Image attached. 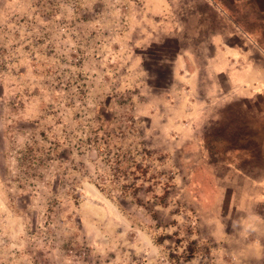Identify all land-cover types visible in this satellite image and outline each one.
Returning <instances> with one entry per match:
<instances>
[{"label": "rangeland", "instance_id": "rangeland-1", "mask_svg": "<svg viewBox=\"0 0 264 264\" xmlns=\"http://www.w3.org/2000/svg\"><path fill=\"white\" fill-rule=\"evenodd\" d=\"M216 1L0 0V264H264V0Z\"/></svg>", "mask_w": 264, "mask_h": 264}, {"label": "crops", "instance_id": "crops-1", "mask_svg": "<svg viewBox=\"0 0 264 264\" xmlns=\"http://www.w3.org/2000/svg\"><path fill=\"white\" fill-rule=\"evenodd\" d=\"M210 2L211 3H214L213 5L216 7H220V3L219 2H217L216 0H210ZM223 5V4H222ZM211 6V5H210ZM220 9V11L221 12H225L223 9H221V8H219ZM227 13V12H226ZM220 15H222V14H220ZM226 15V14H225ZM223 16V15H222ZM225 36L223 35V34H221V35H215V36H213V39L214 40H212V41H210L209 43H210V45L212 46V49H210V48H208L209 50H205V47H203V49H204V51L202 52V53H209V52H211L212 54H210L211 55V57H212V60H213V63H211V65H210V67L208 68V70H211V73L212 72H215V73H220V71H222V70H224V68H226V67H228L229 66V68H230V71H232V73H235L234 72V70H233V67L232 66H234L233 64H234V62L232 61V60H230V59H227V58H223L224 59V64H223V67H219V65H218V63H219V61H220V58H221V56H225V54H224V48H223V42H224V38ZM223 41V42H222ZM222 43V44H221ZM220 46H222V48L220 47ZM237 50V49H236ZM233 52H235V50L234 51H231L229 54V56H230V58H233ZM237 52H238V50H237ZM248 66H250V63L248 64ZM232 75V74H231ZM236 79V76H234L233 78H230V80L231 81H233V80H235ZM239 83H242V81H241V79L239 78L238 79V83L237 84H239ZM232 101H234V99L232 100Z\"/></svg>", "mask_w": 264, "mask_h": 264}]
</instances>
